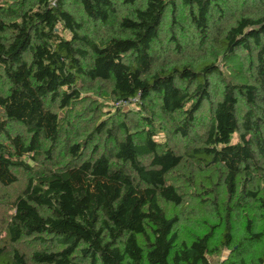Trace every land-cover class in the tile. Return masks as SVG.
<instances>
[{"label": "trees", "instance_id": "1", "mask_svg": "<svg viewBox=\"0 0 264 264\" xmlns=\"http://www.w3.org/2000/svg\"><path fill=\"white\" fill-rule=\"evenodd\" d=\"M222 254L264 261V0H0V264Z\"/></svg>", "mask_w": 264, "mask_h": 264}, {"label": "crops", "instance_id": "2", "mask_svg": "<svg viewBox=\"0 0 264 264\" xmlns=\"http://www.w3.org/2000/svg\"><path fill=\"white\" fill-rule=\"evenodd\" d=\"M223 254H224V256L226 255L225 253H223ZM223 254L220 255V256H218V257H212V258H210V259H209L210 264H220V261H221L222 258H223Z\"/></svg>", "mask_w": 264, "mask_h": 264}, {"label": "rangeland", "instance_id": "3", "mask_svg": "<svg viewBox=\"0 0 264 264\" xmlns=\"http://www.w3.org/2000/svg\"><path fill=\"white\" fill-rule=\"evenodd\" d=\"M105 107H106V109H108L109 107L108 106H106V105H104ZM22 179V178H21ZM21 185L22 184H18V188H14V187H12V188H10V190L8 191V192H10V195L12 196V194L15 192V191H17V189L19 190L20 189V187H21ZM6 212H8V210L6 209Z\"/></svg>", "mask_w": 264, "mask_h": 264}, {"label": "built area", "instance_id": "4", "mask_svg": "<svg viewBox=\"0 0 264 264\" xmlns=\"http://www.w3.org/2000/svg\"><path fill=\"white\" fill-rule=\"evenodd\" d=\"M261 264H264V261Z\"/></svg>", "mask_w": 264, "mask_h": 264}]
</instances>
